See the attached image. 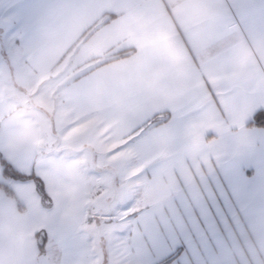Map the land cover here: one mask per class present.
<instances>
[{
	"label": "crops",
	"instance_id": "crops-1",
	"mask_svg": "<svg viewBox=\"0 0 264 264\" xmlns=\"http://www.w3.org/2000/svg\"><path fill=\"white\" fill-rule=\"evenodd\" d=\"M224 3L232 0H0L1 44L18 53L14 80L40 84L49 75L64 77L57 97H45L53 120L47 145L41 122L21 109V99L9 92L17 86L5 81L0 67V147L27 150L33 171L49 180L55 176L53 197L88 196L95 189L93 173L103 180L110 179L102 177L110 167L117 171L116 161L108 159L138 122L134 117L145 94L160 79L186 87L195 81L198 93L208 79L225 89L260 83L264 21L246 13L239 0L228 25L217 11ZM225 51L235 56L222 62ZM212 124L204 118L200 133L216 134ZM126 169L119 172L130 183L135 175ZM1 183L22 207L0 187V264H38L34 235L42 221L34 202L2 173ZM51 203L48 211H54ZM82 203L86 207V199ZM40 205L45 209L41 199ZM224 253L227 264H264V232L228 242Z\"/></svg>",
	"mask_w": 264,
	"mask_h": 264
},
{
	"label": "snow or ice",
	"instance_id": "snow-or-ice-1",
	"mask_svg": "<svg viewBox=\"0 0 264 264\" xmlns=\"http://www.w3.org/2000/svg\"><path fill=\"white\" fill-rule=\"evenodd\" d=\"M238 5L217 8L226 24ZM243 7L264 21V0ZM196 89L160 79L145 94L138 122L111 154L135 180L99 214L83 206L87 196L53 197L55 176L33 171L27 150L0 147V173L18 182L42 221L40 264H227L228 242L264 232V77L228 89L208 79ZM207 117L211 136L199 131ZM37 182L54 211L40 205Z\"/></svg>",
	"mask_w": 264,
	"mask_h": 264
},
{
	"label": "rangeland",
	"instance_id": "rangeland-1",
	"mask_svg": "<svg viewBox=\"0 0 264 264\" xmlns=\"http://www.w3.org/2000/svg\"><path fill=\"white\" fill-rule=\"evenodd\" d=\"M4 49L5 47L2 46L0 39V67L2 70V75L5 78L6 82H12L17 86L16 88L12 87L9 92H11V94H16V96L21 99V101L19 102H22L23 104L21 106L22 110L30 113L41 122V125L43 127V142L44 144L48 145L49 143H52L53 140V135L50 132V128L52 127V119L50 115L46 113L48 111L45 107V103L46 101H48L47 99H49L50 101V97L52 96V94L53 96L57 97L56 95H58L59 90L63 85L64 77L59 78L53 75H49L47 78L41 81L40 84L31 82L18 83L13 78L14 74L12 75V71L15 72L18 68V53L15 47L13 48L14 51H8ZM10 66L12 69L10 68ZM21 77L22 76L16 78L15 76V78L19 81L21 80ZM19 86L21 87V89ZM45 97L47 99H45ZM55 97L53 98V100L55 99ZM108 160L111 161V156ZM111 165L113 164L111 163ZM87 166H89V164ZM103 168L107 169L105 166ZM110 168L113 170L111 173L105 171L106 173L102 174V177L111 176L110 179L105 178L101 180L98 175H96L95 173L92 174L91 183L92 185L94 184L95 189L93 190V188H91V191H89L90 194L87 196L89 198L86 199V207H92L94 213L96 214H99L101 211H106L107 208L112 204L113 199L121 196L122 191H130V188L127 187V180L125 176L122 178V175H120L119 170L116 171L114 168ZM115 172L118 181L116 180V183H112L113 179L111 178L113 177ZM120 180L121 184L124 185L126 188H118ZM130 184L131 181L130 183L128 182V186Z\"/></svg>",
	"mask_w": 264,
	"mask_h": 264
},
{
	"label": "trees",
	"instance_id": "trees-1",
	"mask_svg": "<svg viewBox=\"0 0 264 264\" xmlns=\"http://www.w3.org/2000/svg\"><path fill=\"white\" fill-rule=\"evenodd\" d=\"M103 62V61H102ZM101 63V62H100ZM100 63H97V64H95V65H93V66H90V67H87V68H85L84 69V73H86V72H88V71H90V70H92V69H94L96 66H98V65H100ZM161 122V120L160 119H156L155 121H154V124L156 125V124H159ZM108 170V169H107ZM113 170L110 168L109 170H108V172L109 173H111ZM116 172L114 173V175H113V177L111 178V179H113L112 180V183H116V180H117V177H116ZM118 181V180H117ZM38 184H39V182H37ZM127 183H128V180H127ZM0 187L3 189V190H5V192L8 194V195H10L11 197H13V198H15V200L17 201V203H18V205L20 206V207H22V204H21V202L19 201V199H18V197H17V195L15 194V192L7 185V184H4V183H1L0 184ZM127 187H128V185H127ZM122 188V187H121ZM123 188H126L125 186L123 187ZM130 190V189H129ZM39 193H40V199H41V203H42V205H43V207L45 208V209H50L51 207H52V203H51V200H49L48 198H47V194H46V192H44V191H42L41 189H40V185H39ZM39 239H40V234H39V231L38 232H36L35 233V235H34V240H35V242H36V245H37V250H38V264H40V261L45 257V253L44 252H42L40 249H39Z\"/></svg>",
	"mask_w": 264,
	"mask_h": 264
}]
</instances>
